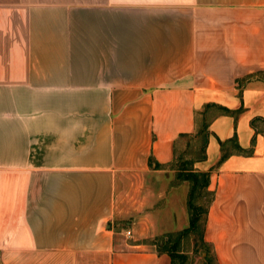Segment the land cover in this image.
<instances>
[{"label": "crops", "instance_id": "obj_1", "mask_svg": "<svg viewBox=\"0 0 264 264\" xmlns=\"http://www.w3.org/2000/svg\"><path fill=\"white\" fill-rule=\"evenodd\" d=\"M208 104L204 241L264 264V0H0V264H171L188 184L156 163Z\"/></svg>", "mask_w": 264, "mask_h": 264}, {"label": "trees", "instance_id": "obj_2", "mask_svg": "<svg viewBox=\"0 0 264 264\" xmlns=\"http://www.w3.org/2000/svg\"><path fill=\"white\" fill-rule=\"evenodd\" d=\"M221 114L234 115L235 112L215 104L205 105L201 111L195 113L194 131L180 134L174 142L172 162L167 166L156 163L157 168H167L174 173L172 185L188 184L186 201L188 227L182 231L168 233L148 242L156 246L157 253H166L171 259V264L187 263L188 255L184 252L183 247L188 240L195 237L192 249L193 255L204 253L205 256L202 257L203 264H217L211 247L204 241L206 217L214 197V193L208 190L210 172H199L194 169V164L205 160L206 145L211 135L209 131L210 123L214 117ZM258 120L261 119L251 122L253 127H255V122ZM228 143L232 144L231 147L242 155L251 154V150H241L236 145V138L233 137L227 142L220 143L222 154L218 164L223 162L229 155L225 148Z\"/></svg>", "mask_w": 264, "mask_h": 264}, {"label": "rangeland", "instance_id": "obj_3", "mask_svg": "<svg viewBox=\"0 0 264 264\" xmlns=\"http://www.w3.org/2000/svg\"><path fill=\"white\" fill-rule=\"evenodd\" d=\"M153 239H155V238H153ZM153 239H149L148 242H150ZM194 239H196V237L188 240L187 244L183 247L184 252L188 255V259H187L186 264H203L204 262H202V254L201 255H193L192 249H193ZM152 245L154 247H156L154 244H152Z\"/></svg>", "mask_w": 264, "mask_h": 264}, {"label": "built area", "instance_id": "obj_4", "mask_svg": "<svg viewBox=\"0 0 264 264\" xmlns=\"http://www.w3.org/2000/svg\"><path fill=\"white\" fill-rule=\"evenodd\" d=\"M130 235V232H127V236H129Z\"/></svg>", "mask_w": 264, "mask_h": 264}, {"label": "water", "instance_id": "obj_5", "mask_svg": "<svg viewBox=\"0 0 264 264\" xmlns=\"http://www.w3.org/2000/svg\"><path fill=\"white\" fill-rule=\"evenodd\" d=\"M204 256H205V254L203 253V254H202V257H204Z\"/></svg>", "mask_w": 264, "mask_h": 264}]
</instances>
